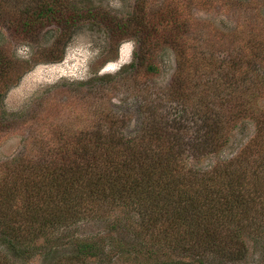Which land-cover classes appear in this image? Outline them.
I'll return each instance as SVG.
<instances>
[{
  "label": "rangeland",
  "instance_id": "374dc122",
  "mask_svg": "<svg viewBox=\"0 0 264 264\" xmlns=\"http://www.w3.org/2000/svg\"><path fill=\"white\" fill-rule=\"evenodd\" d=\"M70 1L80 13L119 20L139 9L149 24V46L156 48L151 60L157 73L144 79L126 73L139 40L114 38L100 19L81 24L57 44L62 34L55 25L28 39L8 29L23 0L0 3V51L11 65L0 98V202L16 191L7 214L20 233V242L0 238V258L7 256L9 264H264V0ZM54 46L57 60L51 61ZM167 118L181 119L179 125L200 119L219 140L212 153L188 159L186 179L198 172L215 184L227 174L248 178L242 194L247 204L233 221L218 213L219 224L201 230L189 220L193 238L183 239L182 229L163 230L164 218L162 226L147 227L140 205L113 204L109 197L67 228L38 233L24 222L38 208L26 202L27 192L48 183L37 161L55 159L68 168L86 135H141L148 121L156 128ZM182 137L196 146L194 131ZM75 165L83 166L78 160ZM140 198L149 206V196ZM204 231L215 241L210 247ZM8 242L24 254L14 258ZM86 245L95 247V255L76 259L77 247ZM213 247L226 256L201 254Z\"/></svg>",
  "mask_w": 264,
  "mask_h": 264
},
{
  "label": "trees",
  "instance_id": "16d2710c",
  "mask_svg": "<svg viewBox=\"0 0 264 264\" xmlns=\"http://www.w3.org/2000/svg\"><path fill=\"white\" fill-rule=\"evenodd\" d=\"M5 1L0 0V3ZM16 1L18 4V0ZM22 4H24L22 9L16 11L17 17L7 24L8 29L14 28L26 39L36 38L38 29L55 25L61 29L62 36L56 42L59 44L81 24L100 19L111 34H114V38L124 40L136 36L139 40L140 46L134 55L135 61L129 65L126 73L143 79L157 73V67L152 63L156 48L152 50V46H149V42L152 41L148 32L149 24L144 25L143 18L137 14L139 9L129 18L119 20L111 18L108 14L101 17L100 14L92 12L80 13L70 0H23ZM1 8L0 4V23H5ZM55 47L49 52L48 59L51 61L57 60V56L54 55ZM6 59L0 51V98L2 88L9 87L5 78L8 77L7 68L11 65ZM180 120L167 118L156 128L154 125L150 126L151 123L148 121L141 135H86L84 142L77 141L83 144L82 148L74 154L75 156H71L73 159L66 161L68 168L55 165V159H49L50 164L45 163V160L37 161L38 165L41 164L46 169L48 175L44 181L48 183L40 189L27 192L26 202L36 204L38 208H35L34 215L24 216V222L31 228L36 227L38 233H44V230L49 231L51 228L55 230L67 228L71 223L79 222L86 212L93 213L94 210L91 211L89 206L93 207L97 201H107L109 197H112L113 204L121 202L125 206L140 205V211L144 216L142 220L147 227H159L161 224L159 219L164 218L168 223H162L165 226L163 230L171 232L182 229L185 234L183 239L193 238V234L187 231L190 226L189 220L199 224L201 230L219 224L218 213L229 220L232 217L230 222L233 221V214L244 211L247 204L242 194H246L248 178L244 175L233 179V175L227 174L223 178V183L219 181L215 184L212 178L201 176L198 172L192 174L190 179H186L183 168L188 159L212 153L213 145H219L217 143L219 140L213 136L211 124L200 126V119H196L188 125H179ZM5 127L8 128L7 125L1 128ZM190 131L195 133L196 137L192 139L194 140L192 143H196V146L191 143L185 144L183 140L182 134ZM183 147L187 148L188 153L182 150ZM185 154H189V158ZM76 160L83 164L80 170L75 165ZM13 192L14 190L10 194L7 193L0 202L1 242L6 238L20 242V233L9 223L7 214H11L10 201H14L16 195V191ZM108 194L110 196H107ZM146 195L149 196V206H144V202H140V196ZM251 195L257 196V193L253 191ZM52 196H55V199L61 196L62 199L55 201L52 200ZM50 209L57 212L52 213ZM150 209L152 213H149ZM206 209L211 211L207 213ZM236 233L237 231H233L231 237H237ZM204 234L206 239L203 237V240L207 247L215 244V241L211 240V233L204 231ZM7 244L14 258L24 254L20 247L12 245L11 242ZM86 246L88 247H77L76 259H89L95 255V247ZM206 253L222 256L227 254L221 247L201 252L203 255ZM5 258H0V264H9Z\"/></svg>",
  "mask_w": 264,
  "mask_h": 264
}]
</instances>
